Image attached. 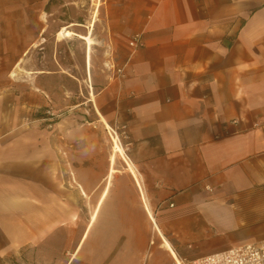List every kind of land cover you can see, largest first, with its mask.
<instances>
[{"label":"crops","instance_id":"obj_1","mask_svg":"<svg viewBox=\"0 0 264 264\" xmlns=\"http://www.w3.org/2000/svg\"><path fill=\"white\" fill-rule=\"evenodd\" d=\"M102 7L112 63L75 82L59 64L30 68L38 15L25 35L0 15V242L40 249L45 264H191L263 240L264 0ZM71 88L84 99L75 125L45 122L51 101L67 112ZM106 129L123 174L112 139L109 158L95 156Z\"/></svg>","mask_w":264,"mask_h":264},{"label":"rangeland","instance_id":"obj_2","mask_svg":"<svg viewBox=\"0 0 264 264\" xmlns=\"http://www.w3.org/2000/svg\"><path fill=\"white\" fill-rule=\"evenodd\" d=\"M104 0H0V15L3 18L14 17L17 18L12 24L13 31L19 30L23 35L26 33L27 21H31L33 15H38L40 20L39 26H45V31L42 34L41 39L35 43V48L30 51V68L34 69H57L58 64L60 69L66 74L67 80L74 81V78L85 77L87 71V64L90 67L91 74L103 75L101 70L107 71L112 63V55L109 41L105 39V33L103 31L104 26V9L102 7ZM97 4V5H96ZM99 7V8H98ZM72 24L70 30L76 35L90 34L91 43L87 44L83 40L76 36H72L69 39L58 40L57 33L61 27H66ZM9 25H7L8 27ZM91 29V30H90ZM7 31V29L5 30ZM89 32V33H88ZM5 33V32H4ZM7 37L3 41V46H6L5 55L2 57V63L11 62L14 49L11 48L13 41L10 40L9 34H4ZM22 43L21 40H19ZM24 42V41H23ZM26 42H29L26 41ZM89 45V46H88ZM43 51H42V50ZM88 53V55H87ZM26 55L21 59V69L27 68ZM15 58V57H13ZM89 69V68H88ZM5 73V72H4ZM6 74V73H5ZM10 74V73H9ZM18 79H25V73L18 71ZM3 79L0 76V80ZM11 79H16L12 76ZM71 95L67 96V112H63V105H58V101L49 102V106L45 107L42 111L44 117L48 120L45 122L49 124H55L63 117L71 118L68 123L75 125L74 116L75 108H72L77 101H84L81 96L76 98L74 89L71 88ZM56 91V89H55ZM83 96L86 97L85 91ZM57 100V98L55 99ZM84 110L85 107H82ZM77 113H80L77 111ZM78 115V114H77ZM86 119H89L87 116ZM77 124L83 123L84 120H76ZM117 137L120 144L123 147L121 138L116 135L110 129H106L105 133L100 132L97 134V153L95 156L100 158L106 156L109 158L111 154V146L113 139ZM112 139V142H111ZM101 149L106 150L103 155ZM124 151V147H123ZM115 163V172L113 175L123 174L126 168L122 161H127V157L124 153V158L119 154L113 156ZM59 249V245H55ZM6 253V254H5ZM60 254V253H59ZM43 255L40 249L31 247L11 248L8 241L0 242V264H45L42 263Z\"/></svg>","mask_w":264,"mask_h":264},{"label":"built area","instance_id":"obj_3","mask_svg":"<svg viewBox=\"0 0 264 264\" xmlns=\"http://www.w3.org/2000/svg\"><path fill=\"white\" fill-rule=\"evenodd\" d=\"M141 46L140 35L133 36L129 41V47L133 51ZM191 264H264V239L203 257Z\"/></svg>","mask_w":264,"mask_h":264},{"label":"bare ground","instance_id":"obj_4","mask_svg":"<svg viewBox=\"0 0 264 264\" xmlns=\"http://www.w3.org/2000/svg\"><path fill=\"white\" fill-rule=\"evenodd\" d=\"M97 5V4H96ZM99 8V7H98ZM72 26V24H70L69 26L66 27H61V29L58 31L57 33V39L58 40H63V39H69L72 36H76L79 39L83 40L84 42H86L87 44L91 43V38H90V34L81 36V35H76L74 32H72L70 30V27ZM91 30V29H90ZM89 33V32H88ZM89 46V45H88ZM88 55V53H87ZM113 139V152L114 154H119L121 157L124 158V151H123V147L120 144L119 140L117 137H112ZM115 155L113 156V160H114ZM125 160V158H124ZM126 161V160H125ZM130 171L132 172V170L130 169ZM166 244V243H165ZM167 245V244H166ZM168 246V245H167Z\"/></svg>","mask_w":264,"mask_h":264}]
</instances>
